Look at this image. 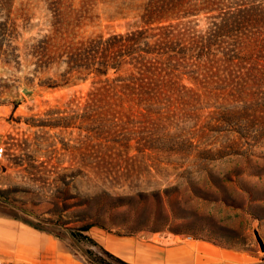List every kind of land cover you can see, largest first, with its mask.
I'll return each mask as SVG.
<instances>
[{
	"label": "rangeland",
	"instance_id": "374dc122",
	"mask_svg": "<svg viewBox=\"0 0 264 264\" xmlns=\"http://www.w3.org/2000/svg\"><path fill=\"white\" fill-rule=\"evenodd\" d=\"M146 1L0 0V209L66 241L85 259L99 250L77 245L72 235L99 221L116 235L202 239L264 264V87L251 91L261 103L255 119L217 121L210 114L223 110L219 102L205 105L198 121L184 117L193 108L179 107L170 120L134 124L136 139L152 137L156 150L131 151L97 181L93 159L111 160L121 134L97 131L82 117L93 112L85 99L91 78L72 75L66 83L57 50L53 60L30 55L40 41L73 45L125 32L139 23ZM207 16L164 24L193 21L201 30ZM80 168L84 177L72 181ZM63 175L66 205L58 200Z\"/></svg>",
	"mask_w": 264,
	"mask_h": 264
},
{
	"label": "trees",
	"instance_id": "16d2710c",
	"mask_svg": "<svg viewBox=\"0 0 264 264\" xmlns=\"http://www.w3.org/2000/svg\"><path fill=\"white\" fill-rule=\"evenodd\" d=\"M141 10L139 23L125 32L73 45L40 41L29 48L37 61L53 60L52 54L57 50L56 60L66 65V83L72 75L85 81L91 78L85 99L93 112L82 117L91 118L97 131L121 134V141H115L119 147L110 155L111 160L107 155L93 159L97 181L109 173L111 164L127 161L131 151L141 156L156 150L157 141L152 137L136 139L140 135L133 129L136 123L170 120L178 115L172 109L179 107L185 111L193 108L195 112H186L184 117L198 121L205 105L212 107L219 102L223 110L210 114L217 121L255 119V107L261 105L252 99L251 91L264 87V0H147ZM202 13L210 16L205 18L207 25L201 30L191 24L193 21L164 24ZM79 162H86L83 154L79 155ZM82 177L84 170L80 168L72 181ZM58 180L65 185V189L58 191V200L66 205L69 199L62 196L67 193V176ZM102 191L104 197L114 199L109 192ZM94 226L112 233L104 223L96 221L72 235L77 245L99 250L86 252V261L127 264L90 236H84Z\"/></svg>",
	"mask_w": 264,
	"mask_h": 264
},
{
	"label": "crops",
	"instance_id": "0c3cea01",
	"mask_svg": "<svg viewBox=\"0 0 264 264\" xmlns=\"http://www.w3.org/2000/svg\"><path fill=\"white\" fill-rule=\"evenodd\" d=\"M88 236L127 264H263L249 253L202 239L118 236L95 226ZM0 258L24 264H89L66 241L1 209Z\"/></svg>",
	"mask_w": 264,
	"mask_h": 264
},
{
	"label": "built area",
	"instance_id": "2783aa9c",
	"mask_svg": "<svg viewBox=\"0 0 264 264\" xmlns=\"http://www.w3.org/2000/svg\"><path fill=\"white\" fill-rule=\"evenodd\" d=\"M3 155H4V148H0V157H2ZM188 238L190 239L191 237H188ZM0 264H24V263L7 262L0 258Z\"/></svg>",
	"mask_w": 264,
	"mask_h": 264
}]
</instances>
